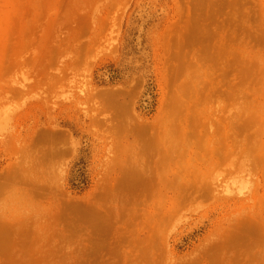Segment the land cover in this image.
Here are the masks:
<instances>
[{
	"label": "rangeland",
	"instance_id": "1",
	"mask_svg": "<svg viewBox=\"0 0 264 264\" xmlns=\"http://www.w3.org/2000/svg\"><path fill=\"white\" fill-rule=\"evenodd\" d=\"M0 264H264V0H0Z\"/></svg>",
	"mask_w": 264,
	"mask_h": 264
}]
</instances>
